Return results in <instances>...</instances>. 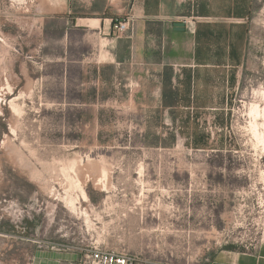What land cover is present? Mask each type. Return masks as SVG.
<instances>
[{"label":"rangeland","instance_id":"1","mask_svg":"<svg viewBox=\"0 0 264 264\" xmlns=\"http://www.w3.org/2000/svg\"><path fill=\"white\" fill-rule=\"evenodd\" d=\"M254 5L228 109L166 125L162 115L146 124L128 98L106 101L93 74L105 57L89 30L47 16L41 0H0L13 87L0 104V219L78 264L93 246L136 264H207L264 243V149L253 136L264 120L250 112L264 106V0Z\"/></svg>","mask_w":264,"mask_h":264},{"label":"crops","instance_id":"2","mask_svg":"<svg viewBox=\"0 0 264 264\" xmlns=\"http://www.w3.org/2000/svg\"><path fill=\"white\" fill-rule=\"evenodd\" d=\"M41 3L47 16H62L77 32L89 30L93 46L105 57L93 66L95 79L102 74L106 83V101L128 98L131 108L147 115L146 124L150 115H162L168 125L170 116L228 109L247 55L254 0ZM119 18L131 23L121 37L112 28ZM175 22H184V29ZM24 229V224L0 219V264H78L76 254L45 248ZM207 264H264V243L241 251L220 250Z\"/></svg>","mask_w":264,"mask_h":264},{"label":"built area","instance_id":"3","mask_svg":"<svg viewBox=\"0 0 264 264\" xmlns=\"http://www.w3.org/2000/svg\"><path fill=\"white\" fill-rule=\"evenodd\" d=\"M111 5H118L123 0H108ZM112 28L117 37L126 35L131 30L128 18L115 19ZM83 264H136L135 258L127 253L109 250L106 247L93 246L85 254Z\"/></svg>","mask_w":264,"mask_h":264},{"label":"bare ground","instance_id":"4","mask_svg":"<svg viewBox=\"0 0 264 264\" xmlns=\"http://www.w3.org/2000/svg\"><path fill=\"white\" fill-rule=\"evenodd\" d=\"M4 61V59L2 60ZM8 67L4 62H0V104L4 101L5 96L7 94H12L13 93V87L10 84L9 81V75H8ZM264 89V88H263ZM263 91V90H262ZM262 93V92H261ZM262 95L264 96V91L262 93ZM261 96V97H263ZM17 96H14L13 98H11L8 102L9 107L13 110V112L17 111V107H18V103H17ZM263 99V98H262ZM258 105V104H257ZM257 105H253L251 108V113L254 114L255 117L257 116H261L264 120V106L260 109ZM1 110V109H0ZM254 118V117H253ZM252 118V119H253ZM260 118V117H259ZM17 120V119H16ZM256 120V119H255ZM251 125V124H250ZM264 125V122H263ZM256 124L254 123V134L253 136H256V139H258V141L261 142V144L263 145V149H264V136H261V134L257 131L256 129ZM15 127V126H14ZM252 127V125H251ZM260 127V126H259ZM11 128V126H10ZM253 128V127H252ZM15 128H13L14 130ZM263 131V130H262ZM13 132V131H12ZM14 133V132H13ZM10 135V134H9ZM10 138H8L7 135L4 136V143H6L5 141H8ZM255 139V140H256ZM261 146V145H260ZM82 193V198L83 200L87 199V194L84 190L81 191ZM70 205H73L72 201H69ZM72 207V206H71ZM75 207V205H74ZM73 209V208H72Z\"/></svg>","mask_w":264,"mask_h":264},{"label":"trees","instance_id":"5","mask_svg":"<svg viewBox=\"0 0 264 264\" xmlns=\"http://www.w3.org/2000/svg\"><path fill=\"white\" fill-rule=\"evenodd\" d=\"M115 20V19H114ZM96 73V69L94 70V73L93 74H95ZM84 76V73H82V77ZM99 82L102 84V85H104L103 83H104V81H103V75L101 74L100 75V77H99ZM95 91V90H94ZM95 93V92H94ZM95 98H97V96H96V94L94 95V99ZM171 138H173V139H175V135L172 133L171 135ZM195 140L197 141V142H199V141H202V137L201 136H197V137H195Z\"/></svg>","mask_w":264,"mask_h":264},{"label":"water","instance_id":"6","mask_svg":"<svg viewBox=\"0 0 264 264\" xmlns=\"http://www.w3.org/2000/svg\"><path fill=\"white\" fill-rule=\"evenodd\" d=\"M174 25H175V27L180 28V29H184V27H185L184 22H175Z\"/></svg>","mask_w":264,"mask_h":264}]
</instances>
